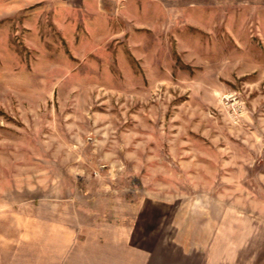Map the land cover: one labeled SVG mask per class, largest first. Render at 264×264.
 Instances as JSON below:
<instances>
[{
  "label": "rangeland",
  "instance_id": "374dc122",
  "mask_svg": "<svg viewBox=\"0 0 264 264\" xmlns=\"http://www.w3.org/2000/svg\"><path fill=\"white\" fill-rule=\"evenodd\" d=\"M19 5L0 17V217L91 198L153 233V259L264 264V10Z\"/></svg>",
  "mask_w": 264,
  "mask_h": 264
},
{
  "label": "crops",
  "instance_id": "0c3cea01",
  "mask_svg": "<svg viewBox=\"0 0 264 264\" xmlns=\"http://www.w3.org/2000/svg\"><path fill=\"white\" fill-rule=\"evenodd\" d=\"M20 1L27 3L29 0H0V17L20 9ZM56 2L63 9L71 5L72 8L93 11L100 19H104L107 13L118 12L138 16L152 8L159 13L184 15L193 24L201 26L210 25L204 22L207 19H225L224 12L264 10V0ZM85 199L87 205L84 208L77 201L80 198H61L42 202L34 209L1 216L0 264H193L192 260L181 258L176 245H163L159 249L160 260L153 259L156 244L153 233L130 227L127 221L123 224L122 218H113L111 210L98 214L91 208V198ZM181 250L186 252L187 247Z\"/></svg>",
  "mask_w": 264,
  "mask_h": 264
}]
</instances>
